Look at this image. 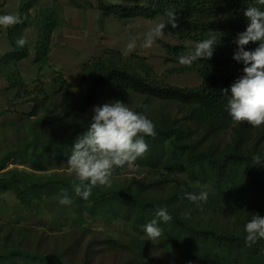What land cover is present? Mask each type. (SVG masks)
I'll list each match as a JSON object with an SVG mask.
<instances>
[{"label":"trees","instance_id":"trees-1","mask_svg":"<svg viewBox=\"0 0 264 264\" xmlns=\"http://www.w3.org/2000/svg\"><path fill=\"white\" fill-rule=\"evenodd\" d=\"M37 1L28 0L22 7L21 15L24 17ZM131 1V4L124 5L98 0V7L120 18L163 15L166 22V12L173 10L178 17V27H167L183 42L166 44L171 54L167 60L188 54L197 42L211 35H215L218 41L221 39L210 59L195 61L190 67L169 69V72L195 70L203 76L202 83L197 86L167 83L165 74L156 73L146 56L138 52L126 54L122 50H106L90 58L84 65L83 83L86 89L74 108L72 117L75 124L64 136L56 134L48 137L34 156L40 161L41 168L45 167L41 161L49 165L68 166L67 160L76 139L90 126L94 113L90 116L89 113L94 106L120 100L148 118L145 111L151 100L157 99L188 108V112L178 115L161 111L158 118H149L155 125L156 135L144 137L148 151L136 164L183 173L185 177H181L178 184L160 196L151 191L150 185L144 184L131 194L93 188L91 196L83 199L74 192L73 185L77 182L28 179L19 175L0 178V192L14 191L31 210H35V205L45 195L59 198L67 195L75 213L81 217L73 220L74 224H83L87 221L84 219L86 216L88 220L105 224L116 219L127 221L133 228L132 238L138 247L115 238L108 239L114 246L135 251L134 257L122 259L116 264H152L155 261L152 258L145 261L142 249L144 241L141 239L145 234L143 226L153 219L162 229L161 248L177 250L186 259L200 264H264V240L248 246L244 231L245 224L253 214L264 216V163L256 164L254 160L259 155L264 161V125L235 124L227 110L231 86L243 75V63L233 59L237 50L235 38L246 30L248 23L243 12L249 6L264 10V5L257 4L256 0ZM41 15L37 61L48 58L51 34L58 22L53 9L41 10ZM24 20L21 26L28 24ZM256 47L258 43H249L245 50ZM27 55V47L19 46L6 54L3 60ZM9 80L10 86L17 88L16 97L11 101V108H14L22 92H28V85L18 74L10 75ZM222 89H228L227 95ZM38 90L39 93L30 97L34 107L29 116L38 114L48 101V92L42 87ZM131 95L141 96L137 104L130 103ZM65 117L43 120L42 124H57ZM228 129L230 136L223 138L222 132L229 134ZM168 179L169 176L159 178L160 190H163ZM201 191H208V199L200 202L198 207L187 196ZM160 208L167 209L172 216L171 221L165 223L156 216ZM0 264L68 263L58 255L14 248L0 251Z\"/></svg>","mask_w":264,"mask_h":264},{"label":"crops","instance_id":"crops-1","mask_svg":"<svg viewBox=\"0 0 264 264\" xmlns=\"http://www.w3.org/2000/svg\"><path fill=\"white\" fill-rule=\"evenodd\" d=\"M27 1L0 0V15L17 14L22 20L28 21L25 26L19 23L7 29L0 27V125L19 124L28 118L38 116L46 109L63 108L74 100L75 106L86 89V84L83 83L85 63L93 56L109 49L122 50L126 54L138 52L146 56L156 73L165 74L167 83L197 86L203 81V76L192 69L169 72V69L180 68L182 65L179 64V56L167 60L171 54L166 44H180L183 40L168 27L164 30L162 38H157L150 47H145L149 30L157 23H166L163 15L153 18L143 15L120 18L114 13L103 12L98 7V0H38L23 17L21 10ZM105 2L124 5L132 3L131 0H105ZM45 9H53L58 22L51 34L48 58L37 61L41 10ZM19 39L26 41L24 46L28 49V55L19 59L3 60L6 54L19 48L17 44ZM130 43L134 44L131 50L128 49ZM13 74H18L28 85V92H22L16 106L11 108V101L17 93V88L10 86L9 76ZM63 82L64 88H62ZM39 87L48 92V101L38 114L29 116L34 107V101L30 97L39 93ZM60 199L56 195H45L42 201L43 204L50 202L52 213L57 209L54 214L57 215L63 207L59 203ZM66 206H70L69 209L75 213L73 203ZM39 212L38 210L37 213ZM120 222L129 225L133 231L132 226L123 219H116L107 224L102 222V224L116 225ZM132 233L134 234V231ZM145 235L146 233L141 236L144 241L143 248L147 245L143 239ZM159 240L161 242V237ZM159 247L162 249L161 246ZM168 252L180 255L177 250ZM182 259L189 261L183 257Z\"/></svg>","mask_w":264,"mask_h":264},{"label":"rangeland","instance_id":"rangeland-1","mask_svg":"<svg viewBox=\"0 0 264 264\" xmlns=\"http://www.w3.org/2000/svg\"><path fill=\"white\" fill-rule=\"evenodd\" d=\"M135 61V60H134ZM133 61V62H134ZM128 99V96H126ZM141 96L131 95L130 103L139 102ZM75 100L69 102L63 108H50L41 112L38 116L28 118L16 125H0V178L4 176L19 175L28 179H65L77 182L74 174L69 171V166L49 165L41 161L44 168L39 167V160L34 154L42 149V146L52 135H66L74 123L73 105ZM101 105V104H97ZM161 111L182 115L188 112V108L161 100H151L145 114L148 118H158ZM93 110L90 111V114ZM57 124L42 126L43 120L53 118L61 119ZM227 131L222 132L223 138L230 136ZM4 168L1 169V167ZM169 176L168 183L160 190L159 178ZM183 173L164 171L160 167L140 166L136 162L133 165L114 170L111 186H96L95 190H115L131 194L142 185L147 184L151 191L160 196L178 184ZM171 181V182H170ZM70 206L63 205L60 213L57 209L52 213V205L39 201L35 210L25 206L14 191L0 192V251L14 248H23L44 254L58 255L68 264H116L120 260L135 256V251H130L114 246L108 239L117 238L121 242L131 243L133 231L129 225L123 222L104 225L102 222L88 220L83 224H74L73 220L81 217L71 211ZM40 211L37 213V211ZM145 261L150 258L155 261L152 264H200L197 261L182 259V255L160 249V240L155 243L146 240ZM144 246V245H143ZM184 258V257H183Z\"/></svg>","mask_w":264,"mask_h":264},{"label":"clouds","instance_id":"clouds-1","mask_svg":"<svg viewBox=\"0 0 264 264\" xmlns=\"http://www.w3.org/2000/svg\"><path fill=\"white\" fill-rule=\"evenodd\" d=\"M264 5V0H256ZM247 20L246 30L237 34L234 43L237 50L233 59L242 62L243 75L231 86V97L227 110L233 123H248L253 127L264 125V10L249 6L243 12ZM167 22L154 25L146 35L145 47H150L157 38H162L167 26L178 27V17L173 10L166 12ZM23 20L17 14L0 15V27L5 29ZM26 41L19 39L17 44L24 46ZM221 43L215 35L203 39L186 55L179 56V64L190 67L193 62L207 60L213 56L215 48ZM249 43H258L254 50H245ZM134 44L130 43L131 50ZM227 95L228 89L221 90ZM93 116L87 131L79 136L67 160L69 171L77 183L73 189L76 195L88 199L96 186H111L116 168L133 165L148 151L144 137L156 135L154 123L142 113L132 110L126 103L115 100L93 107ZM256 164L264 163L259 155L254 157ZM187 198L197 203L206 202L208 191L188 194ZM61 205H70L71 199L65 195L59 200ZM156 216L167 223L172 216L166 208H160ZM144 227L147 239L155 243L162 236V229L156 219ZM245 243L252 246L264 240V216L253 214L245 224Z\"/></svg>","mask_w":264,"mask_h":264}]
</instances>
